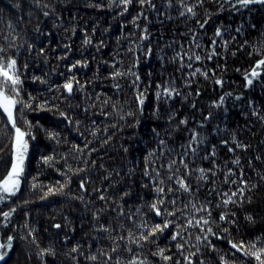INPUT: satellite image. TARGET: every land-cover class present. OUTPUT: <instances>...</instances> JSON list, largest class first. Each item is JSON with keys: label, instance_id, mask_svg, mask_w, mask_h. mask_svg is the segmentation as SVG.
<instances>
[{"label": "trees", "instance_id": "16d2710c", "mask_svg": "<svg viewBox=\"0 0 264 264\" xmlns=\"http://www.w3.org/2000/svg\"><path fill=\"white\" fill-rule=\"evenodd\" d=\"M154 2L163 15L158 17L157 12L145 6L143 11L148 19L142 17L136 28L130 23L141 11L135 2L128 13L120 15L122 7L110 8L111 0H0V47L5 49V57L17 60L22 80L19 99L24 105H30L16 106V122L34 137H26L29 147L20 190L0 203V212L16 209L8 220L0 215V244H6L7 238L13 237L11 249H0L8 252L0 264H105L106 256L101 255L102 252L112 256L107 264H116L117 260L119 264H128L133 256L146 258L148 264H186L184 257L197 249L199 252L192 257L194 264L201 261L203 264H221V257L228 264H257L254 258L232 249L228 241L237 244L244 241L249 250H255L250 242L264 234V180L261 179L264 174V120L252 114L256 111L264 117V67L257 69L261 76L254 80L253 86L246 88L244 79V74L264 56V5L234 11L235 0H229L223 5L224 10L219 11L218 0H205L203 6L195 8V17H181L182 9L176 0L171 8L164 7L166 0ZM186 2L191 5L195 0ZM44 12L49 15L44 16ZM209 16V23L201 29L197 21L203 23ZM145 26L150 35L141 41ZM220 26L227 31L222 38L214 37L215 29ZM237 27L241 32L235 31ZM194 34L200 48L193 43ZM86 36L91 39V44L83 43ZM213 39L217 41L214 47L218 55L209 60L207 56L212 52ZM223 41H228L226 47ZM245 41L248 42L246 45ZM41 48L44 49L42 53ZM149 48L152 54L146 56ZM177 52L182 56L185 52L199 54L202 59L189 61L188 56H184L183 63L191 62L192 68L181 69L179 59L171 60ZM77 60L87 61V67H77L69 72ZM197 68L200 73L191 76ZM113 71L125 75L112 79L110 73ZM204 72L208 73L207 78L202 74ZM132 73L139 76L138 88L146 96L142 116L135 100L137 88L133 87L136 75ZM73 78L83 88L74 85L69 95L62 85ZM217 79L224 82L222 86L215 83ZM116 84L120 85L119 90L114 87ZM157 85L175 87L180 94L158 102L155 93L160 89ZM226 93L232 95L226 98L222 107L210 108L213 101ZM236 96L241 99L236 100ZM157 107L158 118L152 115ZM209 111L212 118L204 121ZM129 112L135 115H127ZM60 113H65L68 119ZM172 114L175 119L169 124L168 117ZM185 118L188 124L177 128L178 122ZM200 122L204 123L202 128L198 127ZM153 127L160 133L158 139L165 140L163 149L158 147V139L151 131ZM192 129L201 133L204 144L199 146L196 157L191 153L184 156L185 161L190 169H213L216 175L208 173L207 181H198L199 173L193 171L192 176L185 177L192 192L168 193L169 186L176 189L177 185L168 180L171 173L160 165L176 159L173 171L180 168L176 178L184 176L185 170L179 164L184 153L181 146L187 145ZM94 131L96 136L92 135ZM12 132L6 115L0 110V180L11 166ZM50 133H54L55 138H51ZM233 133L238 142L247 145L246 150L228 151L230 147L235 148L231 140ZM106 139L109 142L104 144ZM222 140L229 143L224 145ZM86 141H91L88 148H84ZM74 145H79L83 151H78ZM212 145L216 146L215 157L203 159ZM90 149L97 151L89 155ZM154 149L156 154L149 159L155 163L150 164L149 169H160V179L164 181L160 185L165 188L161 211L172 212L188 205L186 214L177 211L175 216L158 217L147 207L136 212L141 204L157 199L151 182L142 176L144 157ZM48 156L54 159L43 163L42 157ZM237 157L241 162L239 166L230 163ZM129 168H135L131 178L127 175ZM229 168L236 172L229 181L238 179L239 170L243 168L245 179L257 187L245 189L243 198H234L235 204L225 205L223 193L231 194L240 186L239 182L225 183ZM105 175L110 179L105 180ZM82 180L86 182L87 190L80 188ZM142 183L150 184V187L142 189ZM33 184L37 186L33 188ZM60 185L65 186L61 192L42 198L49 187L58 189ZM94 189L102 191L97 193ZM125 191H130L131 195L121 199ZM99 194H103L106 201L99 200ZM248 197H251L250 202ZM171 200L176 201L175 205L170 203ZM192 204L204 206L208 211L195 212ZM119 205L123 206V216L119 215ZM93 214H99V219H93ZM221 214L227 219L220 220ZM130 215L135 224L128 219ZM248 215L253 217L254 223L245 219ZM193 217H203L209 224L186 227L187 219ZM145 221L147 228L136 226ZM165 221H172L176 226L157 233L147 242L141 241L140 247L128 240L116 239L127 237L129 231L133 237H138L140 232L146 234L155 224ZM56 224L61 227L56 228ZM101 225L110 231H98ZM201 227L205 232H201ZM209 227L215 236L206 233ZM177 231L180 236L173 241L171 236ZM206 234L208 240H196L197 236ZM177 244H183L184 248L178 250ZM76 246L78 251L72 253L71 249ZM113 247H117L116 252L111 251ZM126 247L132 252H127ZM261 247L264 242L257 241L256 248ZM49 248L54 255H39ZM159 249H165L164 254L172 259L164 261L153 256L152 253ZM92 255H96L97 260L88 259Z\"/></svg>", "mask_w": 264, "mask_h": 264}, {"label": "snow or ice", "instance_id": "6c2138e0", "mask_svg": "<svg viewBox=\"0 0 264 264\" xmlns=\"http://www.w3.org/2000/svg\"><path fill=\"white\" fill-rule=\"evenodd\" d=\"M136 3L140 6L141 11H139L137 13L136 16H134L132 18V20L130 21V23H132L136 28H139V24L138 21L143 17V19L147 20V16L144 15V11L143 9L145 8V6H147L149 9H151L154 12H157L158 17L159 15H163L162 13H159L157 10V5L154 2V0H111V3L109 4V7H116V8H121L122 7V11L120 12V15H124L125 13H128L129 11V7L131 5H133V3ZM219 4H220V8L219 11H223V5L226 3H229V0H218ZM205 3V0H195V3L189 5V3L186 2V0H176V4L179 5V7L182 9L179 12V16L184 17L186 15L190 16V17H195L196 16V11L195 8L197 6H203V4ZM173 5V0H166V3L164 4L165 8H171ZM254 5H264V0H235V4L232 5V8L234 11H240L241 9H249L251 10V6ZM97 7H103V5H96ZM18 7V5H17ZM44 16H48L49 13L48 12H44L43 13ZM168 19H172L171 16L167 17ZM211 16H209L207 19H205L203 21V23H200L199 21H197V23L199 24V27L201 29H203L205 27V25H207L209 23ZM162 22V21H161ZM251 27L255 28V25H251ZM37 32H39V29H36ZM227 31L226 28H223V26L217 27L215 29L214 32V37H220L222 38L224 35V32ZM235 31L237 33L241 32V28L237 27L235 29ZM143 35H141L140 40L144 41L147 40L149 38L150 33H148V29L147 26L144 27L143 29ZM197 39L196 35H193V43H195V40ZM233 39H235L233 37ZM91 39L88 38L86 36V38L84 39L83 43L85 45L91 44ZM103 42H101L102 44ZM228 41H223V46H227ZM245 45L248 43L247 41L244 42ZM211 44L213 46L212 48V52L210 54H208L207 59H212L213 56L218 55V53H216L215 51V45L217 44V41L215 39H213L211 41ZM171 46V45H169ZM31 49V45L29 46ZM70 47V46H65ZM195 47L196 48H200L201 45L198 43H195ZM241 47H243V45H241ZM44 51L43 48L40 49V52L42 53ZM5 52V49L0 47V110H2L3 114L6 115L7 117V123L11 125V128L13 129L12 132V137H11V153H12V159H11V166L10 169L7 171V175L4 177L3 180H0V203H3L5 200L10 199L11 197L15 196L18 191L20 190V186L23 180V174L25 171V159L27 156V152H28V139H26V137H29L31 139H34V137L31 136L30 132H26L23 131L20 127L17 126V122H16V116H15V109L16 106L18 104L22 105L23 107H30V105H24L23 101L21 99H19V86L22 84V80L18 71V67H17V60L15 58L12 57H5L3 55V53ZM152 54V49L149 48L147 49V51L145 52L146 56H150ZM233 55H235V53H233ZM249 55L251 56L252 53H249ZM184 56H188V60L192 61H201L202 57L199 54H195L193 53L192 55H188V53H184V55L182 56L181 53L177 52L172 58L171 60L173 62H175L177 59H179L181 61L180 64V68H184L185 66L188 68H192V63L189 62L187 65H185L183 63L184 60ZM161 59H163V57H161ZM25 67H27V65H25ZM77 67H87V61H80L77 60L70 69H68L69 72L72 71V69L77 68ZM112 67H115V64L112 65ZM264 67V56H262V58L258 59L255 62L254 67H252V69L249 72H246L244 74V79H245V87H251L254 84V80H258V78L261 76V73L259 71H257V69ZM200 69L197 68L195 69L194 72L190 73L191 76H195L197 73H200ZM237 71H239V69H237ZM133 75H136L135 73H132ZM205 78H207L208 73L204 72L202 73ZM125 75V73H122L120 71H113L110 73V78L115 79L116 77H120ZM34 79H40L39 77H35ZM137 81H139V76L136 75V79L135 81H133V87L137 88V93L135 95V100L137 103V108L139 113L141 114V116L143 115V111H144V104H145V100H146V96L145 93L143 91H140L137 85ZM43 82V81H42ZM215 83L217 85H223V81L220 79L215 80ZM74 85L78 86V88H83V85L80 84V82L78 80H75V78L71 79V80H67L63 85L62 88L70 95L73 92V88ZM114 87L119 90L120 85L116 84L114 85ZM157 88L160 89L155 93L156 99L159 102L160 100H167V99H171L174 95H179V91L175 88V87H166L163 85H157ZM197 95H199V92L196 93ZM232 94L231 93H226L223 96L219 97L218 101H213L212 104L210 105V108H220L224 105L225 100L227 97H230ZM186 99V98H185ZM236 100H240L241 96H236L235 97ZM105 103H107V101H105ZM251 106V104H250ZM113 107L115 108V105H113ZM193 108H195V105H192ZM87 111V110H85ZM158 112H159V108L157 107L152 115L156 118H158ZM253 115H256L258 118L264 120V117H260L259 113L256 111H253L252 113ZM61 116H63L65 119H68L67 115L65 113H60ZM127 115L129 116H134L135 113H127ZM212 112L209 111L207 116H204L203 120L204 121H208L209 119L212 118ZM121 119H124V117H121ZM175 119V115L172 114L168 117L169 120V124H171V122ZM79 123V122H77ZM139 124V119H137V125ZM188 124V119H181L178 124H177V128H179L180 125H187ZM136 126V125H134ZM204 126L203 122H200L198 124V127L202 128ZM30 127V126H29ZM113 127H115V125H113ZM226 130V129H224ZM105 131H107V129H105ZM154 138H159L160 137V133L156 131V128H152L151 129ZM167 132V130H165ZM51 138H55V134L54 133H50L49 134ZM93 136H96L97 133L94 131L92 133ZM110 139V137H109ZM231 140L232 143L235 144V148H229L228 151L229 152H235L236 149H245L247 148V145H244L240 142L237 141L235 134L233 133L231 136ZM109 142L108 139L104 140V144H107ZM91 143V141H86L84 148H88V145ZM222 144L227 145L229 143L228 140H222L221 141ZM204 144V137L201 135L200 132H198L196 129H192L190 130V135H189V140L187 145H182L181 147L184 148V153L181 156V158L179 159V164L184 168L185 170V174L184 176H180L179 178H176V173H178L180 171L179 167L175 168V171H173L174 166L177 165V160L176 159H172L168 164H161L160 168L166 169L167 171H169L171 174L168 176V180L169 181H174L175 184L177 185L176 189H173L171 186L168 187L167 191L168 193H173L174 191H183V192H192V186L188 183V181L185 179V177H190L193 174V171L198 172L199 175L197 177L198 181H207L208 180V173H211V175L215 176L216 173L213 169H204V168H198V169H190L188 163L185 161L184 156H187L189 153H191V155L193 157H196L198 155V148L200 145ZM165 146V140L164 139H158V147L160 148H164ZM74 148H76L78 151H83V149L80 148L79 145H74ZM216 146L212 145L211 146V151L208 152L207 154H205L203 156V159L207 160L209 159V157H215L216 155ZM97 151V149H90L89 150V155H91L92 152ZM125 152H127V149H124ZM168 152H171L172 149H167ZM156 154L155 149L148 152V154L144 157V164H145V168L142 172V176L144 178H148L149 181L151 182V186H152V190L154 191V193L157 196V199H155L154 201L150 202V203H146V204H141L139 207L136 208V212L140 213L142 211V209L144 207H147L152 213H154L155 216H163V215H168V216H175L176 212H182L186 214V210L188 209V205H184V207L182 209H177L176 211H172L169 212L166 209L164 211H161V207L164 203V194H165V188L160 186L164 183V181L162 179H160V169L157 168H152L151 170L149 169V165L150 164H154V161H150V157L154 156ZM163 154V153H161ZM54 157L52 156H48V157H42V161L43 163L47 164L49 163L51 160H53ZM257 160L260 159L259 156L256 157ZM230 163L239 166L240 165V159L239 157H237L234 160H231ZM95 164V161H93V165ZM249 165H251V161H249ZM101 167H103V165H101ZM78 171H84V169H79ZM135 174V168H129L127 175L129 176V178H131L133 175ZM118 175V173H117ZM236 176V172L233 171V169L229 168L227 173L225 174V183H231V184H236L237 182H239V187L237 188L236 191H232L231 194H229L228 192H224L223 195L226 197V199L223 200V204L228 205V204H235L237 202L236 199L237 197L243 198L245 195V189H249L251 190L252 188L257 187V185L254 184H250L249 181L247 179H245V173H244V169L240 168L239 170V177L238 179H232L231 181H229V177H235ZM35 179V178H34ZM105 180H109L110 176L109 175H105L104 177ZM261 179L264 180V174L261 175ZM37 185L33 184L32 187L35 188ZM112 186V185H110ZM65 186L64 185H60V187L58 189H53L52 187H49L48 192H46L44 194L45 198L48 195L51 194H57L58 192H61L63 190ZM150 187V184H145L142 183L141 184V188L142 189H148ZM198 187V186H197ZM80 188L83 190H87L86 189V182L85 181H81L80 182ZM93 191L97 192V193H101V189H94ZM131 192L130 191H125L122 196L121 199H123V197H127L130 196ZM99 200L101 201H106V197L103 194H99ZM249 202L251 201V197H248ZM170 203L172 205H175L176 201L175 200H171ZM119 215L123 216L124 212H123V206L119 205ZM191 208L195 211V212H206L208 211V209L204 206L201 207H197L196 204H192ZM16 211L15 208L11 209L10 211H2L0 212V215H2L4 217L5 220H8V218H10L13 213ZM101 211H103V209H101ZM210 215V212H209ZM220 220L224 221L227 219L226 215L221 214L220 215ZM93 219L98 220L99 219V214H93ZM129 220H132V222L135 224V220L133 219V216H128ZM246 220H248L249 222L254 223L253 217L251 215H248L245 217ZM208 225L209 224V220L207 219H203V217H201L200 219H195L190 218L187 219V225L186 227H194V226H201V225ZM138 228H147L148 225L146 223V221L142 224H138L136 225ZM176 226L173 224L172 221H165L163 224H155L149 231H147V233L145 234L144 232H140L138 237H133V234L131 231L128 232V236H119L116 239L119 241H125L128 240L130 243L136 244L138 247L141 246V241L147 242L149 241V239L151 237H154L157 235V233H163L165 229H168L170 227ZM56 228H60L61 225L56 224L55 225ZM98 231H102V232H109L110 229L101 225L100 228L98 229ZM225 231H227V229H225ZM201 232H205V229L203 227H201ZM206 233L207 234H211L213 236H215V233L212 231V229L209 227L206 229ZM204 235L203 237L201 236H197L196 240L197 241H201L203 240H208V235ZM180 236V232L177 231L175 233L172 234L171 239L174 241L176 240L178 237ZM217 239H223V237H217ZM257 241L260 242H264V234H262L261 236L256 237V239L251 243V248L255 249V250H249V248L245 245L244 241H240L239 244L233 242V241H228V243L230 244L232 249H235L237 252H242L244 254V256L246 257H251L254 258L255 261L257 262V264H264V247L261 248H256V243ZM12 242H13V237L9 236L7 238V243L6 244H0V249H11L12 248ZM115 242V241H114ZM178 250H182L184 248L183 244H177L176 245ZM213 248L215 246H212ZM125 250L127 252H132V249L130 247H126ZM78 251V246L73 247L71 249L72 253H75ZM112 252H116L117 251V247H113L111 249ZM199 252V249H197V252H192L190 253L188 256L184 257V260L186 261V264H194V261L192 259V257L196 256L197 253ZM45 253L47 254H52L54 255L55 253L53 252V250L51 248L49 249H44L41 251V253L39 255L43 256ZM165 249H159L158 252L152 253L153 256H159L161 257V259H163L164 261H169L172 259L171 256L165 255ZM235 253H233L234 255ZM8 255L7 251H0V261L4 260V258ZM101 255L106 256V261L105 264H107L108 261H110L112 259V256L109 255L108 253H101ZM88 259L90 260H97V256L96 255H92L90 257H88ZM221 264H228V261L224 258L221 257ZM116 264H119V260H117ZM128 264H148L147 259H140L139 256H133L131 260L128 261ZM177 264H179V262H177ZM200 264H203V261L200 262Z\"/></svg>", "mask_w": 264, "mask_h": 264}]
</instances>
